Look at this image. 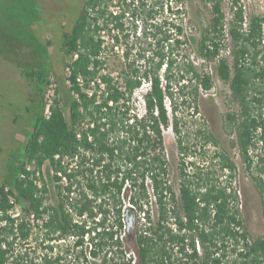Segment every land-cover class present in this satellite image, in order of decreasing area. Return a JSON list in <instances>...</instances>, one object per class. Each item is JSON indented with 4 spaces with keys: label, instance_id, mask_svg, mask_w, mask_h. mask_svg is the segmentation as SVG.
<instances>
[{
    "label": "trees",
    "instance_id": "1",
    "mask_svg": "<svg viewBox=\"0 0 264 264\" xmlns=\"http://www.w3.org/2000/svg\"><path fill=\"white\" fill-rule=\"evenodd\" d=\"M201 1L212 9L199 41L202 66L183 53L185 22L157 16L171 10L170 0H85L72 30L63 33L74 94L69 117L58 88L50 115L44 113L50 70L23 72L38 78L40 110L13 181L0 182V264H264V233L250 235L231 180L222 184L201 168L182 171L176 192L167 178L164 131L172 125L181 132L174 82L197 101L213 88L205 64L214 62L234 105L224 116L229 147L250 173L264 216V15H247L234 0L227 18L223 0ZM175 2L172 13H186L185 0ZM103 31L111 48L125 45L126 59L137 42L148 46L115 76L107 69ZM144 82L139 113L135 95ZM199 133L219 145L211 132ZM179 143L189 153L182 137ZM215 158L226 176H237L230 151L222 147ZM153 197L156 220L146 209ZM129 203L149 223L136 233L135 249L126 243Z\"/></svg>",
    "mask_w": 264,
    "mask_h": 264
},
{
    "label": "rangeland",
    "instance_id": "2",
    "mask_svg": "<svg viewBox=\"0 0 264 264\" xmlns=\"http://www.w3.org/2000/svg\"><path fill=\"white\" fill-rule=\"evenodd\" d=\"M175 1L170 0L171 10H161L157 16L163 19L168 15L176 22H185L186 36L189 41L183 48V53L202 66L204 62L198 51L199 41L202 28L206 25L205 19L212 15V9L201 0H185L183 7L186 13L174 14L172 9L173 11L177 9ZM84 2L85 0H0L1 183L5 180L13 181V166L24 152L29 131L37 114L35 109L38 104L31 102L25 96L27 84L22 77L23 71L33 68L50 70V76H53L58 83L57 88L60 91L58 96L61 104L69 117L74 94L66 80L63 33L72 30ZM233 3L234 0H223L227 18L232 17ZM240 4L247 15L250 13L264 15V0H238V5ZM113 9L117 8L113 7ZM102 35L106 40L104 56L108 61L107 69L113 71L115 76L119 75L121 63L132 61L143 47L148 46L143 40L137 42L130 59H126L123 52L125 45L111 48L112 42L108 32L103 31ZM228 40L229 38L226 41ZM221 54L228 55V49H222ZM178 58L181 59L180 54ZM205 66V69L213 75L214 85L207 93L201 91V96L197 101L182 94L179 89L180 84L174 82L181 132L176 133L172 125L164 131L165 149L169 162L167 178L176 192L179 189L182 171L192 175L201 168L222 184H228L231 180L237 190L236 203L239 205L241 217L244 218V224L250 235L257 237L264 233L262 199L252 182L250 173L241 163L238 150L229 147V136L225 130V113L234 107L230 102V87L220 79L214 62L205 64ZM48 87L49 83L45 91ZM134 109L139 113L143 110V102L139 93L135 95ZM200 129L211 132L220 141L219 145L208 140L203 133H199ZM179 137H182L184 142L190 146L189 153L182 152ZM222 147L230 151L237 163V176L233 179L225 175L215 158L216 151ZM148 187L151 190L150 182ZM146 209L151 218L156 220L158 207L154 197ZM143 216L146 217L144 213L138 211L136 233L149 224L148 219L142 218ZM133 256H136L135 252Z\"/></svg>",
    "mask_w": 264,
    "mask_h": 264
},
{
    "label": "built area",
    "instance_id": "3",
    "mask_svg": "<svg viewBox=\"0 0 264 264\" xmlns=\"http://www.w3.org/2000/svg\"><path fill=\"white\" fill-rule=\"evenodd\" d=\"M103 37H104V35H103ZM75 56H77V55H75ZM66 73H67L66 74V80H67L68 84L71 87V80L67 76V75H69L71 73V69H70L69 66L66 67ZM79 81H82L81 78H79ZM97 81L99 83H101V79L98 78ZM145 83L147 84L146 86H145ZM57 85H58V83L55 80V78L53 76H50L49 77V87L47 88V91H45V114L46 115H50V113H51V105H52V103L54 101V98L56 96ZM92 85H96V81L95 80L92 81ZM101 85H102V83H101ZM147 87H148V83L147 82H144L140 86V88L137 89V91H136V93H139L140 94L141 100H142V93L147 89ZM76 95H78V94H76ZM142 102H143V100H142ZM143 104H144V102H143ZM28 168H30V166ZM43 169H44V171H46V169H47L45 164L43 166ZM52 172H54V171L52 170ZM37 174H39V172ZM22 175H24V174H22ZM45 175H47V174L45 173ZM59 175H62V173L59 172ZM46 180L48 181L47 178H46ZM61 182L62 183H67V177L66 176H63ZM39 184L41 185L42 182L39 181ZM129 205H131V204L129 203ZM17 214L18 213H16L15 215H17ZM142 218H145V217L143 216ZM31 220H32L33 223H35V225H36V223L37 224H40V225L42 224V219L36 218L34 214L32 215ZM36 229H37V226H36Z\"/></svg>",
    "mask_w": 264,
    "mask_h": 264
},
{
    "label": "water",
    "instance_id": "4",
    "mask_svg": "<svg viewBox=\"0 0 264 264\" xmlns=\"http://www.w3.org/2000/svg\"><path fill=\"white\" fill-rule=\"evenodd\" d=\"M125 235L126 243L128 246L137 247L136 242V230L138 227V210L133 208L131 205L125 209Z\"/></svg>",
    "mask_w": 264,
    "mask_h": 264
},
{
    "label": "flooded vegetation",
    "instance_id": "5",
    "mask_svg": "<svg viewBox=\"0 0 264 264\" xmlns=\"http://www.w3.org/2000/svg\"><path fill=\"white\" fill-rule=\"evenodd\" d=\"M33 69H28V70L30 71V70H33ZM22 77L26 81L25 83L27 84L26 85L27 86L26 87L27 91H26L25 96L31 102H33V103L35 102V103L38 104L37 108L35 109L36 113H38L39 110H40V103H39V100H40L39 99L40 98V87H39V83H38V78L37 77H32V76H27L25 73H22Z\"/></svg>",
    "mask_w": 264,
    "mask_h": 264
}]
</instances>
